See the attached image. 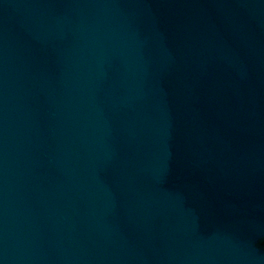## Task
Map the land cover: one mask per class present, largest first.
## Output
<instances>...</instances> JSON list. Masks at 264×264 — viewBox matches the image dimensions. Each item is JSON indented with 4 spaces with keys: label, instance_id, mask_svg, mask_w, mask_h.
<instances>
[{
    "label": "water",
    "instance_id": "95a60500",
    "mask_svg": "<svg viewBox=\"0 0 264 264\" xmlns=\"http://www.w3.org/2000/svg\"><path fill=\"white\" fill-rule=\"evenodd\" d=\"M0 264H264V0H0Z\"/></svg>",
    "mask_w": 264,
    "mask_h": 264
}]
</instances>
